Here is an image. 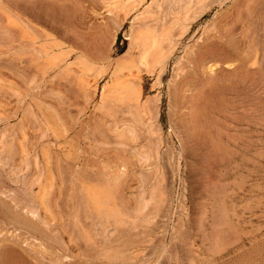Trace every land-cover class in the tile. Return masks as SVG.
Returning <instances> with one entry per match:
<instances>
[{"label":"rangeland","instance_id":"rangeland-1","mask_svg":"<svg viewBox=\"0 0 264 264\" xmlns=\"http://www.w3.org/2000/svg\"><path fill=\"white\" fill-rule=\"evenodd\" d=\"M115 1L0 0V264H264V0Z\"/></svg>","mask_w":264,"mask_h":264},{"label":"bare ground","instance_id":"bare-ground-1","mask_svg":"<svg viewBox=\"0 0 264 264\" xmlns=\"http://www.w3.org/2000/svg\"><path fill=\"white\" fill-rule=\"evenodd\" d=\"M113 1V0H112ZM118 1V0H117ZM115 1V2H117ZM120 1V0H119ZM147 0H126L125 4L123 3V5H125V8H129V10L131 9H135L138 5H140L141 3L143 4V2H146ZM160 1L162 0H156L157 3H159ZM191 0H177L178 3L182 4L180 6L184 7L187 6L189 3H190ZM176 2V3H177ZM201 2V0H200ZM114 3V2H113ZM153 3H154V0H153ZM152 3V4H153ZM177 3V4H178ZM109 4V3H108ZM151 4V3H149ZM148 4V5H149ZM156 4V3H155ZM122 5V9L123 10V6ZM147 5V6H148ZM118 6V5H117ZM151 6V5H149ZM110 7V6H109ZM112 7V6H111ZM145 7V6H144ZM108 9V8H107ZM126 9V10H127ZM184 9V8H183ZM186 9V8H185ZM111 10V9H110ZM126 10H124L126 12ZM129 10H127V13L129 12ZM142 10V9H141ZM113 11V10H112ZM147 11H150V8L148 9H145L143 11V13L145 14ZM110 12V11H109ZM140 12V11H139ZM151 12V11H150ZM142 13V12H141ZM142 13V14H143ZM141 14V15H142ZM143 14V15H144ZM129 15V14H128ZM127 15V16H128ZM198 15H194V19L197 17ZM147 16L145 15V18ZM188 18V17H187ZM187 18L183 19V20H187ZM189 20V18H188ZM176 21V19H175ZM190 21V20H189ZM174 22V21H173ZM188 22V21H187ZM186 22V23H187ZM182 23V22H181ZM174 25V23H171ZM175 24H177L175 22ZM188 24V23H187ZM146 25V24H145ZM143 26V27H138V28H135V31L133 36L132 37H129V50L130 52H133V53H136V59L137 61L140 62V67L141 65L144 66L146 68V72L147 74H151V75H154L155 76V79H157V81H159V79L162 77L163 73L165 72V69H166V66L169 64V62H171L173 59H172V56L174 55L173 53H170L168 52L167 50L169 51H173V49H168L166 48L164 45H163V41L165 40L166 41V36H167V33L168 32H158L156 30V28H153L152 25H146V26ZM180 26V25H179ZM182 26V25H181ZM175 27V26H174ZM186 27V25H185ZM170 28H173V27H170ZM183 28V27H182ZM172 30V29H170ZM166 31V30H165ZM165 33V34H164ZM130 35V34H129ZM128 35V36H129ZM172 35V34H171ZM170 36V35H169ZM172 37V36H171ZM126 38V37H125ZM169 39V37H168ZM167 39V40H168ZM171 42V41H170ZM36 43V42H35ZM168 43V42H167ZM165 44V43H164ZM174 44V43H173ZM166 45V44H165ZM173 46V45H171ZM166 50H165V48ZM172 48V47H171ZM44 49V48H43ZM49 49V48H48ZM53 50V49H52ZM40 53V52H39ZM43 53V52H42ZM49 54V52H48ZM36 55V54H35ZM172 55V56H171ZM42 56V55H41ZM37 57V56H36ZM39 57V56H38ZM47 57V55H46ZM134 59V58H133ZM135 59V60H136ZM136 63V62H135ZM134 63V64H135ZM49 67V66H48ZM52 67V66H50ZM142 69V68H141ZM145 70V69H144ZM128 71V70H127ZM142 71V70H141ZM95 72V71H94ZM125 72V71H124ZM136 73V71H135ZM103 74V73H102ZM82 75V74H81ZM98 75V74H97ZM125 75V74H124ZM138 77V80H139V76ZM161 82V81H160ZM97 83V82H96ZM93 84V83H92ZM94 84H95V81H94ZM93 86V85H92ZM97 87V86H96ZM89 88V87H87ZM97 89V88H96ZM101 91V90H100ZM106 92V93H105ZM102 93L104 94L105 93V96L106 98H112L114 97L115 99L119 100V101H123V102H127L129 103L130 101L131 102H135L133 105L135 106L136 110L135 111H130V113H132L131 115H133V119L137 122H142V120L144 119L143 116L145 114V106L142 105L141 103V97H142V92H141V87H140V82L138 81H133V80H127L126 83L124 84H116V85H112L108 88V90L106 91V89H103ZM102 94V95H103ZM111 96V97H110ZM102 97V96H101ZM105 98V100H107ZM108 102V101H107ZM101 103V102H100ZM136 104V105H135ZM103 105V104H102ZM130 106V104H128ZM133 105H131L132 107H134ZM130 107V108H132ZM134 110V109H132ZM147 113V112H146ZM151 120V119H150ZM147 124V123H146ZM150 124V123H149ZM148 125V124H147ZM128 126V125H127ZM153 126V125H152ZM125 127V126H124ZM123 129V128H122ZM148 129L153 133H156V130H154L152 127H148ZM120 130V129H119ZM127 132L128 133H131L133 132L134 130V125H129V127H127ZM126 132V133H127ZM150 132V133H151ZM170 132L172 133V135H174V131L171 129ZM127 133V134H128ZM124 134V133H123ZM122 134V135H123ZM119 135V134H118ZM119 137V136H118ZM177 138V137H176ZM90 195V194H89ZM90 197V196H89ZM105 197V196H104ZM109 199V198H108ZM143 199V198H141ZM146 200V199H145ZM93 203H94V206H95V211L98 213L99 219H109V218H115L118 221L121 220V216L118 214L117 211L115 210H112L108 207L107 203H106V200L105 198H98V197H94L93 198ZM90 202V201H89ZM147 202V201H146ZM145 202V203H146ZM149 202V201H148ZM111 204V202H110ZM91 205V204H90ZM113 205V204H112ZM147 206L146 204L143 206L145 207ZM92 207V206H91ZM142 207V208H143ZM146 208V207H145ZM116 209V208H115ZM92 210V209H91ZM144 211V210H143ZM140 212V211H138ZM122 213V212H121ZM136 213V212H135ZM141 213V212H140ZM126 214H129V213H126ZM95 215V213H94ZM124 215V214H123ZM132 215V213L130 214ZM134 215V214H133ZM140 216V215H139ZM96 218V217H95ZM134 218V217H132ZM131 218V219H132ZM103 221V220H102ZM123 221V220H122ZM99 222V221H98ZM112 223V221H109ZM106 223V222H105ZM100 224V223H99ZM134 224V223H133ZM102 225V224H101ZM110 225V224H109ZM124 225V224H123ZM112 226V224H111ZM134 227H135V224H134ZM104 228V227H103ZM102 229V227H101ZM103 231V230H102ZM106 231V230H105ZM171 231V230H170ZM108 234V233H107ZM106 238V237H105ZM111 257V256H110ZM105 258V257H104Z\"/></svg>","mask_w":264,"mask_h":264}]
</instances>
